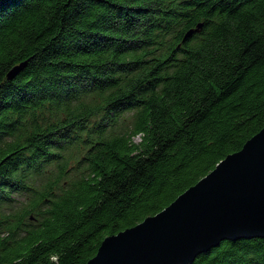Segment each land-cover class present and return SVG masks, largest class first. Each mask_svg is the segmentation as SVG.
I'll return each instance as SVG.
<instances>
[{
  "label": "trees",
  "instance_id": "trees-1",
  "mask_svg": "<svg viewBox=\"0 0 264 264\" xmlns=\"http://www.w3.org/2000/svg\"><path fill=\"white\" fill-rule=\"evenodd\" d=\"M262 128L264 0H0V264H87Z\"/></svg>",
  "mask_w": 264,
  "mask_h": 264
},
{
  "label": "water",
  "instance_id": "water-1",
  "mask_svg": "<svg viewBox=\"0 0 264 264\" xmlns=\"http://www.w3.org/2000/svg\"><path fill=\"white\" fill-rule=\"evenodd\" d=\"M257 238L264 239V128L164 210L106 237L87 264H192L223 241Z\"/></svg>",
  "mask_w": 264,
  "mask_h": 264
},
{
  "label": "rangeland",
  "instance_id": "rangeland-1",
  "mask_svg": "<svg viewBox=\"0 0 264 264\" xmlns=\"http://www.w3.org/2000/svg\"><path fill=\"white\" fill-rule=\"evenodd\" d=\"M135 140L138 141V140H139L138 137H136ZM21 198H22V196H20V195L16 196V200H17V199L20 200Z\"/></svg>",
  "mask_w": 264,
  "mask_h": 264
}]
</instances>
